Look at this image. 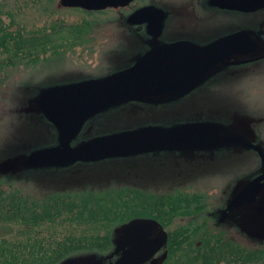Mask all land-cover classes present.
<instances>
[{"label":"rangeland","instance_id":"obj_1","mask_svg":"<svg viewBox=\"0 0 264 264\" xmlns=\"http://www.w3.org/2000/svg\"><path fill=\"white\" fill-rule=\"evenodd\" d=\"M0 3L4 9L0 18L9 29L54 37L35 63H18L0 72V176L13 185L39 196L122 185L155 193L197 192L209 204L225 208L246 182L264 171L259 154L245 144H255L264 153V58L217 64L181 92L110 104L84 119L78 133L67 140L77 147L146 127L197 123L220 128L227 140L213 148H166L64 164L38 165L30 160L36 151L60 143L58 129L42 114V97L48 90L122 72L150 51L177 40L204 45L243 31L255 37L258 46L252 55L259 54L264 51V9H217L209 0H140L136 6L151 3L166 13L163 32L155 38L144 24L128 23V14L115 8L86 11L62 7L59 0ZM258 205L264 207V186L256 201L231 208L228 214L237 226L231 225L230 236L250 247L264 239V210L256 212ZM184 222L176 218L168 228ZM10 227L0 226V236L17 237L16 227ZM120 233L116 230L115 244ZM117 256L108 260L97 253L76 252L57 264H114Z\"/></svg>","mask_w":264,"mask_h":264},{"label":"trees","instance_id":"obj_2","mask_svg":"<svg viewBox=\"0 0 264 264\" xmlns=\"http://www.w3.org/2000/svg\"><path fill=\"white\" fill-rule=\"evenodd\" d=\"M50 35L11 30L0 18V72L35 63L53 45ZM8 180L0 176V226L16 227L17 237L0 236V264H57L76 252L112 260L116 230L137 220H154L166 230L162 264H264V239L250 247L231 237V225L237 226L228 214L234 207H216L197 192L122 185L39 196ZM176 218L185 222L168 228Z\"/></svg>","mask_w":264,"mask_h":264},{"label":"water","instance_id":"obj_3","mask_svg":"<svg viewBox=\"0 0 264 264\" xmlns=\"http://www.w3.org/2000/svg\"><path fill=\"white\" fill-rule=\"evenodd\" d=\"M133 0H59L63 7L101 10L129 5ZM219 7L255 10L264 7V0H212ZM165 13L149 4L133 11L127 18L130 24H145L155 38L161 36ZM256 41L247 32L237 31L206 45L178 40L150 51L130 68L106 78L69 83L48 90L42 97L46 117L59 131L60 144L38 150L30 158L34 164H64L75 160L125 156L166 148H205L226 141L215 124L186 123L171 128L146 127L104 136L72 147L67 140L74 137L83 122L95 111L125 99L161 96L183 91L192 86L217 64L245 63L264 58V53L230 60L233 54H252ZM255 150L264 163L260 147L245 143ZM264 186V171L250 179L230 201L239 207L256 201ZM256 212L264 210L262 205ZM150 224L133 221L121 228L116 238L115 264H142L151 258L163 242L162 236L148 238ZM87 264H96L89 262Z\"/></svg>","mask_w":264,"mask_h":264},{"label":"flooded vegetation","instance_id":"obj_4","mask_svg":"<svg viewBox=\"0 0 264 264\" xmlns=\"http://www.w3.org/2000/svg\"><path fill=\"white\" fill-rule=\"evenodd\" d=\"M139 1L140 0H134L129 5L122 7V8H115V10H117V11L120 10V13L128 14V16H129V14H131L133 11H135L136 9L143 6V5L136 6V4L138 5L137 2H139ZM209 3H210V6L213 8L234 10L237 12H249V11H257V10L264 9V7H261V8L255 9V10H240V9H231V8L219 7L217 5H214L212 3V0H209ZM128 16L126 17V21H127ZM261 36H262V40L264 43V32L261 33ZM252 38L256 41L257 46H258V42L253 35H252ZM263 53H264V51H263ZM260 54H262V52ZM238 56H243V55L233 54L229 59L235 60V58H237ZM145 222H147L151 226L149 234H148V238H155L157 236H162V238H163L162 244L160 245V247L155 251V253L151 257V258H156V264H162L163 259L166 257V247H165L166 241H167L166 230L162 229V227H160L158 225V223L155 222L154 220H145ZM118 254L120 255V252H118ZM142 264H151V261L148 260Z\"/></svg>","mask_w":264,"mask_h":264}]
</instances>
